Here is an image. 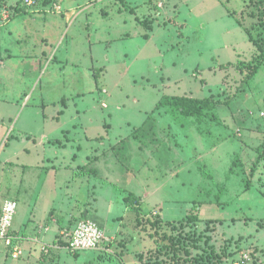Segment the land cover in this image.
<instances>
[{"label": "rangeland", "instance_id": "1", "mask_svg": "<svg viewBox=\"0 0 264 264\" xmlns=\"http://www.w3.org/2000/svg\"><path fill=\"white\" fill-rule=\"evenodd\" d=\"M3 1L0 39L30 38L11 60L22 76L0 74L11 91L0 92V104L12 99L0 136L20 152L18 136L61 138L67 151L58 165L68 166L58 195L45 200L49 165L34 164L46 154L61 157L57 142L39 154L9 157L14 176L18 164L30 165L26 176L33 178L23 187L15 180L16 189L9 184L1 193L6 172L0 164V204L19 198L14 228L33 210L36 216L56 207L71 215L61 233H70L83 215L107 222L104 248L116 240L125 264H264V0H68L79 6L76 20L54 28L49 46L38 29L58 24L52 15L58 0L41 1L36 12L43 22L32 20L36 12L27 14L19 0ZM13 7L24 14L20 20ZM88 22L109 34L91 42L108 36L113 47L90 46ZM255 66V76L240 71ZM165 96L211 98L213 118L198 123L157 109ZM93 138L100 140L91 146ZM8 148L0 147L2 164ZM130 194L138 199L131 206ZM106 253L99 260L91 251L65 248L42 264H124ZM27 263L41 264L33 257L6 264Z\"/></svg>", "mask_w": 264, "mask_h": 264}, {"label": "crops", "instance_id": "2", "mask_svg": "<svg viewBox=\"0 0 264 264\" xmlns=\"http://www.w3.org/2000/svg\"><path fill=\"white\" fill-rule=\"evenodd\" d=\"M0 2L2 3L4 1L0 0ZM19 2H21V0H19ZM21 7H22V5H21ZM54 7H55L56 12H53L52 15H55V17H57L56 21H58V24H56V22H55L51 26V25H49L50 24L49 21H47L46 18H43V20L47 21V23H49V24H45V26H43L42 28L38 29V31H40V33L42 32L41 33L42 38L40 37V39H39L40 42H44L48 46H49V42L52 41L51 39L53 38L52 33L54 32V28L56 29L57 26H58L61 29L64 26V22L68 26H69V23L72 24L74 22V20H76V15L75 14L79 10V6H76L74 2H70L68 0L67 1L66 0H61V1L58 0V1L55 2ZM12 9H13V16H15V18H16L15 20H17V19L20 20L21 16H23L24 14H19L20 10L18 11V8L13 7ZM36 10H37V8L35 10H33V11H29V10H26V11H27V14H31L30 12H36ZM43 15H44L43 13L39 14V13L36 12L34 14V16H32L33 17L32 20H34V18H36L35 16H37L36 21L43 22L41 20V16H43ZM26 16H30V15H26ZM115 16L116 15H112V16L109 15V16H107V19L110 20V18H115ZM118 16L120 17V14H118ZM90 26H92V23L88 22L87 23V27H88V30H89L88 34H89L90 37L87 38V40H89L88 43H89L90 46L94 45L95 42H98L99 44L108 43V45L112 46L110 44L111 41H109V39H108L109 37L108 36L107 37H103L101 39L97 38L98 35H102V33L108 34V30L107 29H105L103 31H100V29L93 30V28L91 29ZM91 30L93 32H91ZM100 32H102V33H100ZM93 35L97 36L96 38L99 39V40H97L95 42H91L94 39ZM25 36L26 37L23 40L21 39L23 42L26 41V38H30L29 34H27ZM91 36H92V38H91ZM90 38L92 40H90ZM21 40L18 39V38L17 39L15 38L13 40L8 39L7 41H4L3 39L2 40L0 39V74L1 75L5 76L7 74L8 75L7 77H9L10 75L22 76L21 73L16 68L17 64L11 62L12 59L18 58V57H16L17 54H21L20 51L15 49V47L20 43ZM39 40H37V41H39ZM12 41H13V43H12ZM4 42H6V43H4ZM36 46H38V44ZM51 46H53V45H51ZM6 61H8L9 64H6ZM24 65H20V66H24ZM72 67H74L76 69V71H80L82 65H80V64L77 65L76 64V65H73ZM32 68H33V66H32ZM89 72H91V71L89 70ZM4 84H5V81L3 83H0V89H1L0 92L3 91L5 93H7V94H10L11 91H9L8 88H7L8 86L4 85ZM22 94H21V96H22ZM20 99H21V97L17 101H19ZM11 101H12V99H11V96H10V98L7 101H4L3 103L0 104V106H2V111L0 112V118H2V114L4 113V111H3L4 108H5V112H7L10 104L12 103ZM14 101H16L15 98L13 99V102ZM63 111L64 110H61V112H60L61 115L62 114L64 115ZM46 117L48 118V116H46ZM0 122H3V121H0ZM10 122L12 123L13 121H10ZM3 137L4 136H0V147L1 146L2 147L9 146V148L6 151L7 159H5L4 164L0 163L3 166V168H1V170L3 172H6V174H3V177H2V180L5 183H4L3 188L1 189V193L3 191H5V190L6 191L9 190V184L12 186V188L16 189L17 188L16 185L13 186L15 180H18L19 181V185L23 187L26 179H30L31 180L33 178V177H27L26 176V172H30L31 171V170L28 169V168H30V165L27 164V163H25L23 165L18 164V166H17L18 167V171H17L18 174L14 176L13 175L14 171L12 170V168H9L11 165H13V162L9 159V157H14L15 156L14 158H19L18 157L19 154H24V155H27V156H32L33 154H39L40 147H42V149H47V148H50V146L53 145V143H55V142H57L58 147H60V143L59 142H60V140H62L61 138H59V139L53 138L54 139L53 140L50 136H29V135L18 136V137L15 138L14 142L19 143L20 147L22 146L21 144L24 143L23 144V148H22V150L20 152L16 148H13L12 150H9V149H11V144H9V142L4 144L3 143L4 142L3 141ZM86 138L88 139L90 137L86 136ZM121 138H122V136L121 137L120 136H116V141L117 140H121ZM96 140H100V139L97 138ZM96 140H95V138H93V141H91L89 139L88 143H89V141H91V146H93V142L96 141ZM30 143H33V144L31 145ZM55 144H54V146H56ZM97 148L98 147H96V149ZM66 151H67V148L60 147L58 152L62 153L61 157L58 156L57 154H56V156L51 155V154L50 155L46 154L45 158L40 159L39 161H37L34 164L35 165L34 167H36L37 169H40L43 164H48L49 165L48 167L45 168L46 170L43 171V172H45V175H46L45 176V182H43V184L45 183L44 185H46V189H48L46 197H45V200H47V197H49L51 199H54L58 195V183L60 182L59 178H60V176H62L64 174V171H68V166L65 165L63 167H60L58 165V162H62L63 159L66 158L65 156H63V155H65ZM45 152L52 153V149H50L48 151H45ZM56 158H57V160H56ZM78 158H79V155H78ZM78 158H76V161L78 160ZM102 158H103V156H101V158L96 159L94 161V163L99 162V164H101L102 161H103ZM94 163H93V165H94ZM21 166H23L24 172H23ZM71 168H72V166H71ZM98 168L99 167L96 166L94 168V170H93L95 175L98 174V172H99L97 170ZM27 185H30V183L28 182L27 184H25V186H27ZM28 195H29L28 193L23 195V198L25 199L24 203L26 205L29 204V202H28L29 196ZM41 195H42V193H40V196ZM68 196L69 195H65V198H67ZM12 200L17 201L18 205H19V198H15V199H12ZM125 200H126V198H125ZM4 201L5 200H3V202L0 204V211H1V208H2V205H3ZM124 204H125V202H123V205ZM127 211L128 210L126 208V213H127ZM65 212L66 211L63 210V209L57 210L56 207H51V208L47 209L46 211H44L43 214L34 216L35 210H33L31 212L32 214L28 213L30 215L28 219H25L21 223V225L16 226L17 229H15L14 226H13V233L15 234V236H17L19 238L17 244L22 249V251L24 253L22 258L17 259V260H21L22 261L23 259H32V257H33V259L37 260L41 264H42V262H44L47 259H49V257H52V259L55 260V258L60 255V251L65 249V247L62 246L58 242L59 237H61V235L59 236V234H61V229L63 227L66 228V227H68L70 225L69 223H67V224H65V223H66V219L68 217H71V215H70L69 212L68 213L67 212L65 213ZM121 219H123V218H121V216H120L119 220H121ZM87 220H91V221L96 222L103 230H105L107 235L109 234L110 228H108V227L110 225L107 222L105 223V221H101V222H103V224H102L100 222V220L96 221L95 219L92 220L90 218L87 219ZM114 242H116V240L113 241V243ZM113 243H111V245H109V248L107 247V250L102 249V250L91 251V252L93 254H95L96 258H98L99 260H102L101 257H103L104 255L107 256L106 252L109 251L113 258H117V259H119L120 261H122L125 264L126 252H124V251L119 252V249H116V247L114 248ZM43 244L53 245L54 248L50 251L49 254L45 255L44 251L42 250L43 249V246H42ZM120 244L121 245H119V246H121V247L123 246V248L128 249L127 246H124V242L123 241H121ZM11 252H12L11 248H7L6 247V253H3L4 256L2 254L0 255V264H6L8 259H12L14 261H17L15 259H13V257L11 256ZM86 252H88V251H86ZM37 253H40L41 256L36 257L35 255ZM129 256L130 255H127V257H129ZM130 258L133 260V256H130ZM27 264H29V263H27Z\"/></svg>", "mask_w": 264, "mask_h": 264}, {"label": "built area", "instance_id": "3", "mask_svg": "<svg viewBox=\"0 0 264 264\" xmlns=\"http://www.w3.org/2000/svg\"><path fill=\"white\" fill-rule=\"evenodd\" d=\"M23 8L29 11L35 10L39 6L38 0H21ZM18 202L12 199L4 201L0 211V242L7 248H11V256L17 260L23 256L22 249L18 246L19 238L13 233L14 220L18 210ZM61 233L67 248L71 253L82 251L106 250L105 244L108 241L106 232L96 222L91 220L79 221L74 229L69 233ZM43 251L49 254L54 248L53 245L43 244Z\"/></svg>", "mask_w": 264, "mask_h": 264}, {"label": "trees", "instance_id": "4", "mask_svg": "<svg viewBox=\"0 0 264 264\" xmlns=\"http://www.w3.org/2000/svg\"><path fill=\"white\" fill-rule=\"evenodd\" d=\"M42 0H38L39 5ZM47 2L45 1L44 4ZM25 9V8H24ZM26 10V9H25ZM150 27V26H149ZM233 66V64H231ZM238 67V66H237ZM245 68V67H243ZM259 67H248L247 69L240 70L242 73L244 71H250V75L255 76L258 72ZM157 109L161 108H169L171 110H174L177 113H180L182 116L186 118H192L195 119V122H201L204 118H213V109L216 108V103L213 102V99L208 98V99H194V98H186V97H180V96H165L163 97L160 102L157 104ZM237 165V162L235 161L234 166ZM234 166L231 168V172H234ZM84 172H89L87 169L83 168L81 169ZM85 174V173H84ZM127 204L129 206L133 205V201L136 202L138 199L134 194H130L126 198ZM134 210H136L134 208ZM89 218H86V216H82L79 221L81 220H87ZM189 220L196 221L198 220V217L196 216H191ZM58 242L62 246H66L67 243L62 240L61 237H59ZM46 255V254H45ZM243 264L246 263V260L242 261Z\"/></svg>", "mask_w": 264, "mask_h": 264}]
</instances>
